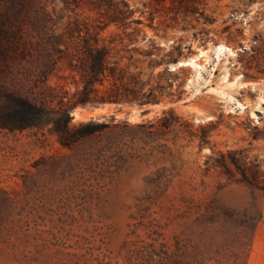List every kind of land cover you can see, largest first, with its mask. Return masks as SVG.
Returning a JSON list of instances; mask_svg holds the SVG:
<instances>
[{"label": "rangeland", "instance_id": "obj_1", "mask_svg": "<svg viewBox=\"0 0 264 264\" xmlns=\"http://www.w3.org/2000/svg\"><path fill=\"white\" fill-rule=\"evenodd\" d=\"M127 2L141 24L104 27L57 1L52 34L73 45L75 22L99 33L160 102L78 105L70 146L53 125L0 129V264H148L165 249L190 264H264V191L238 181L239 166L264 181V0H206L204 16L179 17ZM24 32L29 55L4 80L57 109L81 77L59 64L41 83V27Z\"/></svg>", "mask_w": 264, "mask_h": 264}, {"label": "trees", "instance_id": "obj_2", "mask_svg": "<svg viewBox=\"0 0 264 264\" xmlns=\"http://www.w3.org/2000/svg\"><path fill=\"white\" fill-rule=\"evenodd\" d=\"M57 1L64 10L88 7L97 11L101 14L104 27L109 24L126 27L129 20L137 24H141L142 20L132 19L134 11L127 0H0V129L23 132L53 125L59 141L64 146H70L82 137L80 129L70 125V111L74 107L106 103L140 107L158 104L160 100L155 91L159 86H152L151 82L143 81L140 74H130L127 68L121 67L120 62L112 56V49L101 44L99 33L94 38L82 36L77 22L74 29L70 28L71 24L68 26L67 33L73 45H69L62 36L52 34L60 18L55 7ZM147 5L155 10L151 15L169 10L176 17L198 13L204 16L201 6L206 5V0H147L144 6ZM26 26L34 29L41 27V83L49 80L59 64L81 77V88L73 98L61 96L57 109L49 107L52 101L39 102L24 96L4 80L12 66L29 55L24 40ZM100 86H104L105 90L101 91ZM238 170L242 175L239 182L264 191V181L257 171L246 166H239ZM227 174L230 175L229 172ZM183 256L181 251L171 254L165 249L159 252L155 250L146 259L144 256L142 258L148 264H190Z\"/></svg>", "mask_w": 264, "mask_h": 264}, {"label": "bare ground", "instance_id": "obj_3", "mask_svg": "<svg viewBox=\"0 0 264 264\" xmlns=\"http://www.w3.org/2000/svg\"><path fill=\"white\" fill-rule=\"evenodd\" d=\"M224 49H225V46H223V45H221L219 47V51H223ZM200 56L201 57H209V51H206V52L203 51V52H201ZM190 64H194V60Z\"/></svg>", "mask_w": 264, "mask_h": 264}, {"label": "water", "instance_id": "obj_4", "mask_svg": "<svg viewBox=\"0 0 264 264\" xmlns=\"http://www.w3.org/2000/svg\"><path fill=\"white\" fill-rule=\"evenodd\" d=\"M187 66H188L187 64L179 62L173 67V69H176V67L182 68V67H187ZM143 113H145V111H143Z\"/></svg>", "mask_w": 264, "mask_h": 264}]
</instances>
